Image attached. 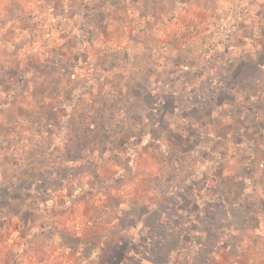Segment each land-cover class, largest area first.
I'll use <instances>...</instances> for the list:
<instances>
[{
    "label": "crops",
    "instance_id": "obj_1",
    "mask_svg": "<svg viewBox=\"0 0 264 264\" xmlns=\"http://www.w3.org/2000/svg\"><path fill=\"white\" fill-rule=\"evenodd\" d=\"M231 1L0 0V49H9L11 32L35 35V13L60 2L69 18L62 38L75 37L85 54L74 66L80 73L54 65L46 72L43 57L34 55L37 68H23V58L10 76L12 59L0 51V264H124L134 246L162 240L152 230L167 223L173 204H184L171 203V193L188 190L180 178L169 184L168 170L182 177L191 160L189 176L209 177L207 191L221 195L215 207L224 210L229 230L220 249L202 244L209 238L200 225L193 235L179 234L198 242L182 254L205 264L209 248L226 254L219 264H264V170L257 168L264 162V0H240L248 16L234 42L233 67L209 58L195 71L182 70L197 64L196 27L223 20ZM186 27L192 38L182 42L177 36ZM74 28L81 38L71 36ZM108 41L127 57L124 50L110 58ZM62 168L63 185L53 186ZM250 174L252 186L244 183ZM163 176L169 183L141 184ZM141 192L165 198L133 213L129 200ZM45 203L50 218L42 215ZM193 206L198 222L219 223L215 207ZM217 262L218 256L210 264Z\"/></svg>",
    "mask_w": 264,
    "mask_h": 264
},
{
    "label": "rangeland",
    "instance_id": "obj_2",
    "mask_svg": "<svg viewBox=\"0 0 264 264\" xmlns=\"http://www.w3.org/2000/svg\"><path fill=\"white\" fill-rule=\"evenodd\" d=\"M58 3L60 2H53L51 4H45L43 5V8L40 9L35 13V15L32 17V20L35 23L36 27V34L32 36H26L25 39H22L20 37L16 38V33L11 32L10 35H13L11 40V44L9 45V49L6 47L4 49H0V51L5 54L9 55L12 59V63L9 68H12V70H9L10 76H16L18 71V62H23V58H26V61L22 63L23 68L28 69H34L37 68V58L34 56H42L47 66L43 67L44 71L49 72L52 65L59 67V71H62L63 73L68 70L72 71L73 73H80L81 72V66L78 64L76 65L77 68H75V63H80L81 60H83L84 53L82 52L81 44L78 43V40L72 39V42H66L65 39L62 38L63 34L65 33L66 26L69 25V18L65 15V10ZM109 3V2H108ZM112 3V2H111ZM110 4V3H109ZM230 4V3H229ZM228 8V4L226 9ZM96 23L103 22V17H96L94 18ZM3 18H0V26L3 24ZM74 25L75 19H74ZM80 26V24H79ZM81 28V26L79 27ZM78 29L72 30V35L81 38V33ZM9 35L8 32L2 34L4 40L5 36ZM56 40V41H54ZM77 40V41H76ZM82 39H80L81 41ZM71 41V40H70ZM108 54L112 55L110 58L118 59L123 51L124 54L127 57L128 51L124 49L123 47L119 48L114 43H111V41H108ZM32 50V51H31ZM119 53V54H117ZM17 55H21L20 57L22 59L16 58ZM129 58V57H128ZM20 60V61H19ZM65 63V65H63ZM69 67H68V66ZM7 68V66H6ZM6 71V70H5ZM33 74V73H32ZM32 80V79H31ZM59 84H64V82L59 81ZM31 87H34L33 82L30 83ZM37 88L35 87L32 90V94H35V91ZM60 116V115H59ZM50 123L53 121L49 120ZM47 131L44 132H50L54 128V124H48ZM109 132V130H106ZM113 132V130H112ZM111 134V133H110ZM110 136H113L111 134ZM124 138V137H123ZM44 147V146H43ZM180 146H171V151H176ZM121 148V146H120ZM195 162L193 160L189 162H184L185 167L188 166V170L184 172V176L182 177H172V174L174 173V170H168L169 174V181H166L165 176L163 177H156V178H141L142 185L147 186V184H153L160 186L163 182H168L169 184H175L178 178H180V183H185L187 186L186 188L188 190L183 191L182 193H171L170 195V202L173 201H182L184 204L180 205L179 208L177 203L173 204V209L169 208L168 210V218L169 220L167 223H165L162 227L153 229L152 233L157 234L158 237H161L162 240L157 239L153 242H147L148 245H146L144 242L141 243V246H134V249L136 252L132 255V258L126 257L124 264H191L193 262L194 264V256L191 253H183L184 248L187 250H192L193 247L190 249L189 246L196 245L198 242H195L191 240L189 237L185 236V240H179L178 236L181 233H187L193 235L194 232L197 231V227H200L201 233H203V238L207 237L209 238L208 241H203L202 244L208 246V244L216 249L224 248L225 246V236L224 234L226 231L228 232L229 229H227V223L224 220L225 212L223 209H220L218 207H215L216 204L220 203V194L216 193L214 196L212 193L207 191L208 185L211 184L209 181V177L202 178L196 175L195 177L189 176L190 173L193 172ZM263 164V166H261ZM257 168L260 170H264V162H259L257 165ZM67 169L62 168L63 173H59V175L55 176L53 180V186L63 185V178ZM263 172V171H262ZM74 174V173H73ZM251 175V174H250ZM261 175V173L259 174ZM63 177V178H62ZM65 179V178H64ZM255 175L249 176L247 179H245L244 183L248 186H252L255 184ZM189 184V185H188ZM42 187H44V184H41ZM36 192L40 191L38 189V186L36 187ZM193 188L199 189L201 188L203 192H195ZM49 196H47L48 198ZM165 198V196H162V194H156L155 196H152L151 193H140L135 194V197L130 198V202H133L131 205L130 202L128 203V207H132L131 212L139 213L140 206H144L147 203H150L152 201L161 202V199ZM71 198V197H70ZM200 198V199H199ZM198 201L201 205V208H210L215 207L217 210V215L219 217V223L213 227L209 226V222L205 220V218L202 219L201 223L198 222L197 218H199V215H193V202ZM49 207L48 204L43 205V212L42 211H36V212H42V215L44 217L50 218L51 215H53V211L47 209ZM45 209V210H44ZM33 209H28L26 212L36 213L32 212ZM0 211H3L0 209ZM203 216L205 215V212H202ZM41 215V216H42ZM2 216V215H0ZM202 216V217H203ZM35 217H39L38 214H35ZM240 221V220H239ZM190 223V224H189ZM197 223V224H196ZM198 227V229H199ZM78 227L76 226V230ZM239 239V237H238ZM235 244L239 243V241L236 238H233L232 240ZM112 242L107 243V252L112 249L113 244ZM127 246V244H126ZM129 247V246H128ZM126 248V247H125ZM59 253L62 254L63 249L59 246ZM139 251V252H138ZM105 254V259L108 260L111 259L110 254ZM236 253V251H234ZM119 255V254H118ZM218 256V262L217 264L223 262L224 258H226V254L220 252V254L213 255V251H210L209 248L203 249V257L202 263L205 262V264H210L211 259H216ZM120 256V255H119ZM199 261V260H198Z\"/></svg>",
    "mask_w": 264,
    "mask_h": 264
},
{
    "label": "built area",
    "instance_id": "obj_3",
    "mask_svg": "<svg viewBox=\"0 0 264 264\" xmlns=\"http://www.w3.org/2000/svg\"><path fill=\"white\" fill-rule=\"evenodd\" d=\"M126 2L130 4L133 0H126ZM247 14L248 11L240 0H232L223 20L214 22L209 26H197L196 28L202 30V35L198 42L199 55L197 64H184L182 68L183 73L197 70L209 58L217 60L222 68L233 67L236 63L234 42L242 30L243 23L248 16ZM191 30V27H186L178 33L177 37L182 42L187 38H192ZM77 229L80 230L79 228ZM35 264L51 263L48 261H40Z\"/></svg>",
    "mask_w": 264,
    "mask_h": 264
}]
</instances>
